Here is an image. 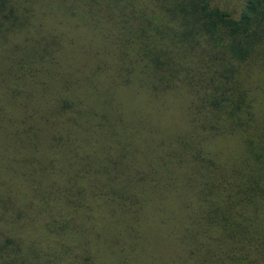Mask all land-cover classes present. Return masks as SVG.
Listing matches in <instances>:
<instances>
[{
	"label": "trees",
	"instance_id": "16d2710c",
	"mask_svg": "<svg viewBox=\"0 0 264 264\" xmlns=\"http://www.w3.org/2000/svg\"><path fill=\"white\" fill-rule=\"evenodd\" d=\"M236 1L0 0V264H264V0Z\"/></svg>",
	"mask_w": 264,
	"mask_h": 264
},
{
	"label": "rangeland",
	"instance_id": "374dc122",
	"mask_svg": "<svg viewBox=\"0 0 264 264\" xmlns=\"http://www.w3.org/2000/svg\"><path fill=\"white\" fill-rule=\"evenodd\" d=\"M222 1H223L222 2L223 6L226 7V8H229V9H232L234 6L237 5V1L236 0H222ZM174 115H175V117L178 116V114H172L170 116H174ZM164 255H166V254H164ZM175 256H177V254ZM163 260L165 262H169V261H166V258H164Z\"/></svg>",
	"mask_w": 264,
	"mask_h": 264
}]
</instances>
